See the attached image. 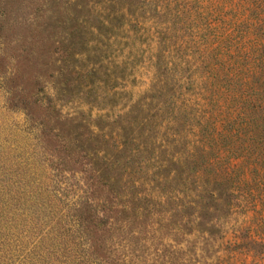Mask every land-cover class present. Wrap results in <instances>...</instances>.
<instances>
[{
  "label": "rangeland",
  "instance_id": "1",
  "mask_svg": "<svg viewBox=\"0 0 264 264\" xmlns=\"http://www.w3.org/2000/svg\"><path fill=\"white\" fill-rule=\"evenodd\" d=\"M86 1L0 0V256L40 217L71 218L92 194L103 224L88 223L83 236L87 257L101 264H264V0H117L126 13L117 20L100 0ZM143 104L162 109L173 121L167 132L197 147L196 161L235 165L226 184L234 197L212 235L198 221L176 233L183 194L157 191L168 202L147 218L118 213V200L101 213L113 184L97 180L66 131L87 123L81 141L93 132L111 154L115 120Z\"/></svg>",
  "mask_w": 264,
  "mask_h": 264
},
{
  "label": "trees",
  "instance_id": "2",
  "mask_svg": "<svg viewBox=\"0 0 264 264\" xmlns=\"http://www.w3.org/2000/svg\"><path fill=\"white\" fill-rule=\"evenodd\" d=\"M84 1L87 3L86 0ZM100 3H103L101 6L104 10H107L108 7L110 13L114 14L115 20L119 17H126L123 8L120 7L118 10L115 8V6H119L117 0H100ZM86 7L88 6L86 5ZM88 12L90 11L88 10ZM108 23L107 18L101 22L102 25ZM121 27H123V24ZM161 69L164 70L162 67ZM162 75L164 73H161V75L159 73L158 78ZM160 84L165 85L159 81L155 85L153 93L144 99L146 103L147 100L156 96ZM179 87L183 92L185 86L180 84ZM137 107L135 105L131 111L125 115H120L115 120L118 124V131L116 135L110 134L113 140L111 154L106 149L104 150L103 146L98 148L97 145H94L99 136H95L93 132L90 133V139L81 141L83 134L79 133V129L80 127L87 128V123L84 126V122L81 121L73 130L66 131L67 136L69 138L73 136V140L77 141L78 147L82 149L87 157L91 158L94 166L93 171L97 173L95 177L99 175L97 180L101 183L104 178L113 184L114 189L111 188L109 192L114 197L113 199L107 198L110 205L104 202L101 213L113 210V205H118L116 202L118 200L121 208L118 213L126 215L127 212L132 211L136 219L147 218L151 215L153 208L163 207L164 202H168V200H162L159 196L160 193L165 195L166 192H169L172 200H180V194H183L188 201L183 202L174 212L175 216H181L182 221L181 226H177L176 233L183 232L186 225H194L198 221V227L202 228L198 232L212 235L219 221L216 216L217 211L221 210L224 203H231L234 197V190L226 184L231 181L235 165L223 163L225 164L224 168L217 169V164L223 160L221 157L217 159L205 157L201 164L196 161L197 147L191 141L188 144L186 142L183 144V136L179 130L172 134L167 132V130H172L170 123L173 121L163 118L162 109H157V113L151 114L150 110L143 109L144 104L142 107L139 106L141 107L140 110ZM176 111L172 109L173 113L181 114ZM161 117L163 118L162 122L159 121ZM184 117L186 118V116ZM164 120L168 123L165 124ZM129 121L130 123L126 124ZM98 127L104 131L102 126ZM192 131L191 129L190 132ZM94 136L96 139L91 140ZM102 138L103 140L107 139V135L103 134ZM105 142L108 141L105 140ZM223 152H226V150ZM212 167L216 168L211 172L213 176L204 181V175ZM138 173H140V176L137 177L136 174ZM95 177L90 179L95 180ZM90 186L93 185H88V188L92 189ZM210 186H214L212 190H210ZM124 188H127L129 192L124 191L116 194L118 190ZM163 197L166 199V196ZM93 201L91 194V198L87 197L81 206L76 209L77 213L71 218L60 216L57 220H55L56 218H50L48 222H41L42 218L40 217L39 222L36 224L41 223L39 229L35 227L34 229L37 230L29 233V235L27 232V234L22 233L21 237L13 236L9 238V244H7L9 247L18 242L20 244L8 249V259L0 256V264H101L95 257H90L89 253L87 257L86 240L83 236L89 230V227H92V225H87L88 223L103 224V221L95 212L97 209ZM1 210L3 208L0 206V219L3 218ZM26 213L22 212L19 215H24V218H27L28 214ZM63 220H67L66 226L63 225L62 222H65ZM49 223L53 224L45 230L44 228ZM6 229L11 231L9 226ZM1 232H3L2 229H0ZM3 236H0V245H2ZM77 238L79 240L78 244L74 241ZM71 239L73 242H71ZM17 253H20L18 257Z\"/></svg>",
  "mask_w": 264,
  "mask_h": 264
}]
</instances>
